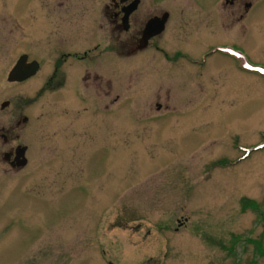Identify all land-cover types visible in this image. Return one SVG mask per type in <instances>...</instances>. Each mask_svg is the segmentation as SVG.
<instances>
[{"label": "rangeland", "instance_id": "obj_1", "mask_svg": "<svg viewBox=\"0 0 264 264\" xmlns=\"http://www.w3.org/2000/svg\"><path fill=\"white\" fill-rule=\"evenodd\" d=\"M248 1L220 30L168 22L164 59L122 52L108 0H0V264H264V0ZM60 49L93 63L58 69ZM23 55L39 68L9 83ZM17 146L24 168L3 157Z\"/></svg>", "mask_w": 264, "mask_h": 264}, {"label": "flooded vegetation", "instance_id": "obj_2", "mask_svg": "<svg viewBox=\"0 0 264 264\" xmlns=\"http://www.w3.org/2000/svg\"><path fill=\"white\" fill-rule=\"evenodd\" d=\"M151 1L152 3L145 4L144 0H108V6L104 8V13L109 24L113 27L114 31H118L124 36L121 50L126 55H138L152 51L161 53L164 56V59H166L168 58V53L159 46L157 40L164 33L168 22L172 20L175 22L182 21L187 15L192 18L191 22L193 25L191 26L202 27L209 22L212 24L210 26H213L218 30L223 25L225 14L230 25L235 26L238 25L252 9V4L248 0H219L218 2L210 4L205 3L202 0H188L187 4L183 3V5L188 6V9L181 7L174 8L178 4H173V7L171 8L159 9L158 7H155L153 3L161 0ZM249 5L250 7L247 8ZM164 17H166V21L163 31L144 41L143 37L146 33L148 23L154 20H161ZM221 49L223 48L214 46L209 52L211 55L217 54L219 56V54L223 53ZM92 54L93 52L90 49L83 51L81 56L79 52H67L65 49H60L57 54L58 69L63 67L69 61L70 64L83 63L90 65L94 60ZM174 54H180L179 56L185 55V59L192 65L203 66L206 62V55H202L200 59H197V54H189L180 49L175 51ZM201 54L204 53H200V55ZM56 77L55 74L50 76L49 83H51ZM57 78L62 80H60V83H57V87L65 83V78L63 76ZM1 139L5 144L9 142V137L7 135H2ZM12 142L14 143L15 141L12 140ZM7 153H11L8 163L10 165L12 163L16 164V162H14L15 150L10 149Z\"/></svg>", "mask_w": 264, "mask_h": 264}, {"label": "water", "instance_id": "obj_3", "mask_svg": "<svg viewBox=\"0 0 264 264\" xmlns=\"http://www.w3.org/2000/svg\"><path fill=\"white\" fill-rule=\"evenodd\" d=\"M250 5L247 7L249 8ZM166 17H164L161 20H154L148 23L147 28H146V33L143 37V40H147L150 37H153L159 33H161L164 29ZM39 66L36 62H27V56L23 55L18 58L10 72L8 73L7 76V81L9 83H19L22 81H25L26 79L32 77L38 70ZM9 105L8 102H4L1 105V109L6 108ZM27 120L26 118L23 119V123H25ZM20 123H18V126ZM27 151L26 147L18 146L15 149V163H12V167H17V168H24L27 165V160L25 158V153ZM4 160L6 162L9 161L11 157V153H5L4 154Z\"/></svg>", "mask_w": 264, "mask_h": 264}, {"label": "bare ground", "instance_id": "obj_4", "mask_svg": "<svg viewBox=\"0 0 264 264\" xmlns=\"http://www.w3.org/2000/svg\"><path fill=\"white\" fill-rule=\"evenodd\" d=\"M213 56H214V55H213ZM211 57H212V56H211ZM206 62H207V61H206ZM206 62H205V63H206Z\"/></svg>", "mask_w": 264, "mask_h": 264}]
</instances>
